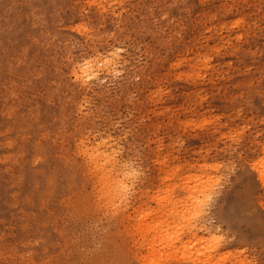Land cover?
Masks as SVG:
<instances>
[{
	"label": "rangeland",
	"instance_id": "1",
	"mask_svg": "<svg viewBox=\"0 0 264 264\" xmlns=\"http://www.w3.org/2000/svg\"><path fill=\"white\" fill-rule=\"evenodd\" d=\"M263 160L264 0H0V264H264ZM201 179L196 228L141 230Z\"/></svg>",
	"mask_w": 264,
	"mask_h": 264
},
{
	"label": "bare ground",
	"instance_id": "2",
	"mask_svg": "<svg viewBox=\"0 0 264 264\" xmlns=\"http://www.w3.org/2000/svg\"><path fill=\"white\" fill-rule=\"evenodd\" d=\"M78 27H79V25H78ZM112 52L109 53L110 56H111ZM97 56H98V58L89 59L87 61H85L86 59L85 60L82 59V60H84V62L82 61L81 63L75 64V66L71 70V74L70 75L73 78L72 80L77 85L78 84H87V85H89V82L96 75L95 73L96 72L98 73V70L95 72V68L97 69V66L95 65V63L97 61H99L101 63V65L104 66L105 69H107L106 67L109 64H110L109 65L110 68L114 65V63H113L114 61L113 60H115V59H113V58L105 59L104 56H99V55H97ZM103 59H105V61L101 62ZM96 64H98V63H96ZM111 64H113V65L111 66ZM111 70H112V68H111ZM87 81H89V82L86 83ZM100 143H101V145L99 144L100 148H99V146L96 143H95L96 147H94V145L93 146L91 145V149H90L91 151L87 152V154H88L89 159H90L89 162H91L92 168H93L94 172L96 173V177L99 180V183H100V185L102 187V195L105 198H107L108 201H110L112 199V196L113 197L118 196V194H119V192H120V190H121V188L123 186V182H122L123 179L120 176H118V174L121 173L120 171L125 173L124 171L127 170V172H128L129 168H128V166H127V164L125 162H119L115 158V150L113 148H109V147L101 148L102 147V142H100ZM106 146H107V144H106ZM85 149H86V151L89 150L88 148H85ZM263 163H264V160H263ZM259 164L262 166V168H259L258 176H259V179L264 181V165H262L261 162H259ZM121 165H122V167H121ZM255 165L258 167L257 164H254V167H255ZM122 176H124V175L122 174ZM208 184L209 183H207V181L205 179H201L200 182L198 184H196L190 190L191 197L190 198L188 197V199H186L185 202H183L184 204H181L179 206L177 204L176 200H173L170 203V204H172V208H170L168 210V213H170V214H166V215H168V216L170 215L171 217H174V221L169 223L167 221L168 219L166 218L167 217L166 216L164 218V221H162L159 218L155 223H150V224H148V223L146 224L145 223L144 224V219H143L142 222L140 223V225L144 224V226L141 227L142 228L141 230L143 231V228H144L143 232L145 234H147V233H156V235H158V234L163 232L164 228H167V229L175 228L177 226V223L175 222V219H180L181 216H184V221L183 222H184L185 225L192 224L193 222L195 223L197 218L200 217V215L202 214V212L200 210L201 209V204H203V203H205L207 201L204 198H207L208 194H210V193H208L209 192L208 191V187L210 189V186ZM120 196H121V194H120ZM188 204H189V206H188ZM185 205L188 206V208L186 210H185ZM164 211H165L164 209L161 211L160 217H164ZM196 224L197 223L194 224L195 228H196ZM140 225H138V226H140ZM202 229H206V228H201V230ZM202 239L203 238H200L198 240V243H201ZM157 240H158V238H155V239H153L151 241V243H150L151 252H154L155 249L157 248ZM186 246H187L186 243H184L182 249L186 248ZM156 264H158V263H156Z\"/></svg>",
	"mask_w": 264,
	"mask_h": 264
}]
</instances>
